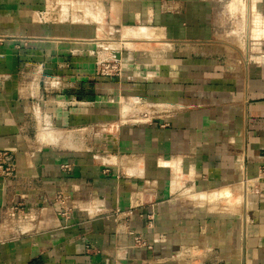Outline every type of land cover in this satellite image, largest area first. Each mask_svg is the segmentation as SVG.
I'll use <instances>...</instances> for the list:
<instances>
[{
	"label": "crops",
	"instance_id": "1",
	"mask_svg": "<svg viewBox=\"0 0 264 264\" xmlns=\"http://www.w3.org/2000/svg\"><path fill=\"white\" fill-rule=\"evenodd\" d=\"M0 151V264H264V0H0Z\"/></svg>",
	"mask_w": 264,
	"mask_h": 264
},
{
	"label": "rangeland",
	"instance_id": "2",
	"mask_svg": "<svg viewBox=\"0 0 264 264\" xmlns=\"http://www.w3.org/2000/svg\"><path fill=\"white\" fill-rule=\"evenodd\" d=\"M54 7L55 8H51L52 10H49L48 9V11H47V13H46V17H48L47 19H57L58 21H60V22H64V23H69V21H71V16L72 15H77V16H83V13H81V12H79L78 10L76 11V10H74V9H72V8H70V9H68L67 11H66V13H67V19H65V20H63L62 18H63V11L61 10V8H59L60 6L59 5H57V6H55L54 5ZM85 8H87L88 9V11L90 12L91 11V14H93V15H97V13H94V11H92V8L91 7H89V6H86ZM61 10V11H58V10ZM91 9V10H90ZM84 19V18H83ZM91 18H88V20H86V26H85V28L88 30V28L90 27L91 28V30L93 31L95 28H97V25L96 26H92L93 24V21H91L90 20ZM83 21V20H82ZM81 21V22H82ZM92 24V25H91ZM67 25H69V24H67ZM105 30H106V35L105 34H102V33H97V37L99 38V39H101L102 41H104L105 39H109V38H112L113 37V39H111V40H113V41H108L109 43L110 42H114V43H116V42H119L118 41V39H116V37H119L120 36V31L122 30V29H116V28H113V27H110L109 25H107V23H105ZM112 31H114V32H112ZM116 32V33H115ZM94 34H95V32H94ZM104 39V40H103ZM140 46L139 45H135L133 48L131 47V48H127V47H125V46H123V45H120L119 46V52H122V53H126V54H128V55H130V59H131V56H133L132 54H133V49L135 48V49H138ZM102 53H105V52H103L102 51ZM113 58V60H116L115 59V56H113L112 57ZM132 59H134V60H136V57H133ZM101 125V126H100ZM39 126V127H38ZM102 126H104V125H102V124H97V125H95V127L93 128V129H91V130H86V131H82L81 133H80V136H81V138H82V142L84 141V140H88V138L89 137H91V136H93V137H96V138H100L102 135H104V134H107V131L105 130V128H103ZM45 126H42V125H36V128L34 129V131H33V134H32V137L33 136H35V138L37 137V140H40L39 139V134L40 133H44V131H45ZM111 130V129H110ZM109 130V131H110ZM34 139V138H33ZM226 193V192H225ZM219 193H217V195H218ZM216 195V196H217ZM216 196H213V197H216ZM211 197H212V195H211Z\"/></svg>",
	"mask_w": 264,
	"mask_h": 264
},
{
	"label": "built area",
	"instance_id": "3",
	"mask_svg": "<svg viewBox=\"0 0 264 264\" xmlns=\"http://www.w3.org/2000/svg\"><path fill=\"white\" fill-rule=\"evenodd\" d=\"M98 67V74L101 76H120L122 74V67L118 61L112 59H100L97 63ZM68 170V166L64 167ZM15 171V165L10 161V156L5 151H0V179L8 180ZM239 189L243 193L242 197H247L248 195H255L258 194V186L257 182L250 181L247 179H243L238 184ZM58 201L60 205H64V199L59 196ZM132 214V210L129 209L126 211V215L129 216ZM137 245H141L142 242L139 238L135 239Z\"/></svg>",
	"mask_w": 264,
	"mask_h": 264
},
{
	"label": "water",
	"instance_id": "4",
	"mask_svg": "<svg viewBox=\"0 0 264 264\" xmlns=\"http://www.w3.org/2000/svg\"><path fill=\"white\" fill-rule=\"evenodd\" d=\"M112 54H113V56H115L116 60H120V53L115 52V53H112Z\"/></svg>",
	"mask_w": 264,
	"mask_h": 264
}]
</instances>
